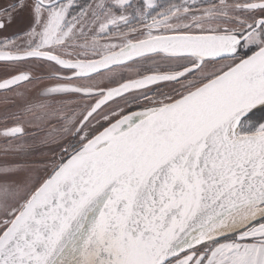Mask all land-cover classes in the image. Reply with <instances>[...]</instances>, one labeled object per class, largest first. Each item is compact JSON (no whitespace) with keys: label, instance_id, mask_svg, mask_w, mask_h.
Listing matches in <instances>:
<instances>
[{"label":"snow or ice","instance_id":"snow-or-ice-1","mask_svg":"<svg viewBox=\"0 0 264 264\" xmlns=\"http://www.w3.org/2000/svg\"><path fill=\"white\" fill-rule=\"evenodd\" d=\"M0 103V264H264V0H0Z\"/></svg>","mask_w":264,"mask_h":264},{"label":"rangeland","instance_id":"rangeland-1","mask_svg":"<svg viewBox=\"0 0 264 264\" xmlns=\"http://www.w3.org/2000/svg\"><path fill=\"white\" fill-rule=\"evenodd\" d=\"M23 26H24L23 20L17 21V23L13 26V28L10 29V32L16 31L19 28H22ZM3 113H4V106L2 103H0V121H2ZM28 130H29V132L31 131V129H28ZM30 159H38V157H31Z\"/></svg>","mask_w":264,"mask_h":264},{"label":"flooded vegetation","instance_id":"flooded-vegetation-1","mask_svg":"<svg viewBox=\"0 0 264 264\" xmlns=\"http://www.w3.org/2000/svg\"><path fill=\"white\" fill-rule=\"evenodd\" d=\"M81 2H83V0H81Z\"/></svg>","mask_w":264,"mask_h":264}]
</instances>
